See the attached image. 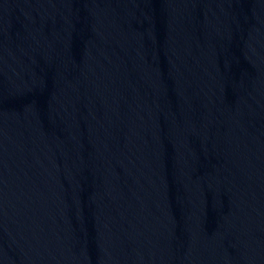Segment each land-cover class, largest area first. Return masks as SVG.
<instances>
[{
    "label": "water",
    "instance_id": "water-1",
    "mask_svg": "<svg viewBox=\"0 0 264 264\" xmlns=\"http://www.w3.org/2000/svg\"><path fill=\"white\" fill-rule=\"evenodd\" d=\"M0 264H264V0H0Z\"/></svg>",
    "mask_w": 264,
    "mask_h": 264
}]
</instances>
